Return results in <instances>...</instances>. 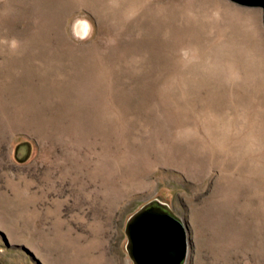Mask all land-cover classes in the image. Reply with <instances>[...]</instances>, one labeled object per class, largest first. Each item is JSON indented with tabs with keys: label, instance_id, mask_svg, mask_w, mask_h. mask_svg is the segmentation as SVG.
Wrapping results in <instances>:
<instances>
[{
	"label": "rangeland",
	"instance_id": "rangeland-1",
	"mask_svg": "<svg viewBox=\"0 0 264 264\" xmlns=\"http://www.w3.org/2000/svg\"><path fill=\"white\" fill-rule=\"evenodd\" d=\"M220 2L0 0V264H135L153 202L264 264L263 10Z\"/></svg>",
	"mask_w": 264,
	"mask_h": 264
},
{
	"label": "water",
	"instance_id": "water-1",
	"mask_svg": "<svg viewBox=\"0 0 264 264\" xmlns=\"http://www.w3.org/2000/svg\"><path fill=\"white\" fill-rule=\"evenodd\" d=\"M263 10L264 0H230ZM129 252L135 264H183L189 249L188 228L167 207L153 202L127 223Z\"/></svg>",
	"mask_w": 264,
	"mask_h": 264
},
{
	"label": "clouds",
	"instance_id": "clouds-1",
	"mask_svg": "<svg viewBox=\"0 0 264 264\" xmlns=\"http://www.w3.org/2000/svg\"><path fill=\"white\" fill-rule=\"evenodd\" d=\"M76 29L73 31V36L77 40H86L92 34V26L87 20H77ZM17 46L16 41L13 40L11 47L15 48Z\"/></svg>",
	"mask_w": 264,
	"mask_h": 264
},
{
	"label": "bare ground",
	"instance_id": "bare-ground-1",
	"mask_svg": "<svg viewBox=\"0 0 264 264\" xmlns=\"http://www.w3.org/2000/svg\"><path fill=\"white\" fill-rule=\"evenodd\" d=\"M215 2H217V4L221 7H224V5L222 4V2H220V0H215ZM226 7V6H225ZM255 13H250V15H253ZM254 16V15H253Z\"/></svg>",
	"mask_w": 264,
	"mask_h": 264
}]
</instances>
